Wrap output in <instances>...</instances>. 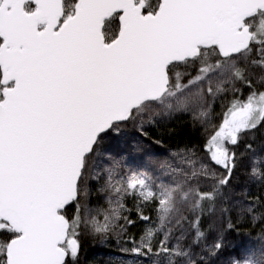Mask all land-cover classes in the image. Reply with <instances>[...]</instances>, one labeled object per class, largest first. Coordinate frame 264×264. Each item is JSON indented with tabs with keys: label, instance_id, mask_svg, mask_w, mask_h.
Instances as JSON below:
<instances>
[{
	"label": "snow or ice",
	"instance_id": "1",
	"mask_svg": "<svg viewBox=\"0 0 264 264\" xmlns=\"http://www.w3.org/2000/svg\"><path fill=\"white\" fill-rule=\"evenodd\" d=\"M254 70L264 87V0H0V264H69L82 230L119 242L133 210L142 234L121 251L139 264H204L192 252L207 239L201 221L229 212L235 149L264 124ZM177 114L203 128V158L171 154L167 180L122 173L114 158L102 166L109 133ZM249 176L264 184V171ZM93 181L109 205L95 214ZM248 199L242 214L260 197ZM222 247L218 235L204 251ZM233 264H264V250Z\"/></svg>",
	"mask_w": 264,
	"mask_h": 264
},
{
	"label": "trees",
	"instance_id": "2",
	"mask_svg": "<svg viewBox=\"0 0 264 264\" xmlns=\"http://www.w3.org/2000/svg\"><path fill=\"white\" fill-rule=\"evenodd\" d=\"M254 73L250 77L253 80V88L264 90L259 71L254 70ZM238 87L244 95L248 94L249 89L246 86ZM220 110L218 101L215 112L219 113ZM248 143L252 144V150L245 149V144ZM203 144L204 132L201 125L193 121L189 114H177L170 118L157 119L154 124L145 123L143 132L133 124L122 125L119 134L109 133L105 137L99 151L102 166H107L109 160L114 158L120 162L122 173L146 170L153 177L167 180L168 177L162 175L160 162L171 159V154L183 149H193L203 158L205 156ZM235 151L239 157L237 168L229 188L225 189L229 199L224 206L229 208V212L223 215L217 211L216 215L204 217L201 229L207 233V239L199 246L192 247L194 254L199 253L204 257V264H233L235 260H242L243 253L250 247L256 250L257 255L264 250V184L253 182L249 176L250 167L254 166L258 171H264V124L249 133ZM99 187L96 182H91V195L87 203L88 207L94 210L93 214L96 210L102 211L109 207L107 194L99 192L97 190ZM256 196H259L260 200L256 203L253 213L242 214L241 209L251 202L248 197ZM134 203L131 198L126 200L129 209H134ZM71 212L70 208L69 214ZM145 214L152 218L153 224L156 222L154 206L146 207ZM253 216L256 218L253 219ZM98 218L103 219L102 215ZM131 219L136 221V225L129 228L127 235L119 242L116 236L102 241L82 230L78 256L75 261L70 260L69 264H139L130 253L121 251L122 248L131 249L133 245L130 238L135 237L138 241L142 234L144 224L134 210ZM229 220L234 225L232 229L227 226ZM218 235L223 237V247L214 255L204 251L205 245L210 247ZM126 240L129 242L125 243ZM190 240L189 237L183 243L188 244Z\"/></svg>",
	"mask_w": 264,
	"mask_h": 264
}]
</instances>
